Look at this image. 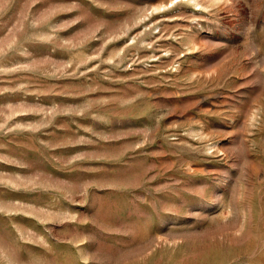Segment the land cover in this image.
Returning a JSON list of instances; mask_svg holds the SVG:
<instances>
[{"label":"rangeland","instance_id":"1","mask_svg":"<svg viewBox=\"0 0 264 264\" xmlns=\"http://www.w3.org/2000/svg\"><path fill=\"white\" fill-rule=\"evenodd\" d=\"M0 264H264V0H0Z\"/></svg>","mask_w":264,"mask_h":264}]
</instances>
